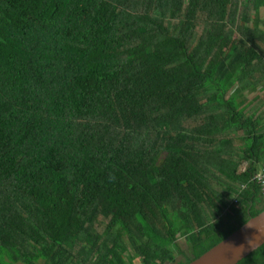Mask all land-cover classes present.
Returning <instances> with one entry per match:
<instances>
[{"label": "trees", "instance_id": "16d2710c", "mask_svg": "<svg viewBox=\"0 0 264 264\" xmlns=\"http://www.w3.org/2000/svg\"><path fill=\"white\" fill-rule=\"evenodd\" d=\"M262 7L0 0V264H187L264 210Z\"/></svg>", "mask_w": 264, "mask_h": 264}, {"label": "water", "instance_id": "95a60500", "mask_svg": "<svg viewBox=\"0 0 264 264\" xmlns=\"http://www.w3.org/2000/svg\"><path fill=\"white\" fill-rule=\"evenodd\" d=\"M264 244V210L187 264H237Z\"/></svg>", "mask_w": 264, "mask_h": 264}, {"label": "rangeland", "instance_id": "374dc122", "mask_svg": "<svg viewBox=\"0 0 264 264\" xmlns=\"http://www.w3.org/2000/svg\"><path fill=\"white\" fill-rule=\"evenodd\" d=\"M251 20H252V24L258 25V26H260V28L264 29V7H262L259 11H254L253 10L252 11V18H251ZM247 95L249 96L250 94L248 93ZM258 95H254L253 98L255 96H258ZM249 97L252 98V96H249ZM261 100L262 99H254L253 100L254 101L253 104H256V106L259 105V103L261 102ZM244 166H245V164H244ZM178 245L183 250H185L187 248V245H186L185 237L184 236L178 235ZM181 258H182V255H179L178 254V259H181ZM136 260H137V258L136 259H133V261H134L135 264H136Z\"/></svg>", "mask_w": 264, "mask_h": 264}, {"label": "crops", "instance_id": "0c3cea01", "mask_svg": "<svg viewBox=\"0 0 264 264\" xmlns=\"http://www.w3.org/2000/svg\"><path fill=\"white\" fill-rule=\"evenodd\" d=\"M259 71V70H258ZM256 76H259V75H261L260 73H256L255 74ZM253 81H254V77H253V79H252ZM258 86L255 88V89H253V87L251 88V90L249 91V96H252V98H253V96L254 95H258L259 93H262V92H264V75H263V77H262V79H260V80H258ZM257 90V91H256ZM263 100V99H262ZM262 100H261V102H262ZM260 102V103H261ZM260 103H259V106H260ZM263 105H261V107H262Z\"/></svg>", "mask_w": 264, "mask_h": 264}, {"label": "built area", "instance_id": "2783aa9c", "mask_svg": "<svg viewBox=\"0 0 264 264\" xmlns=\"http://www.w3.org/2000/svg\"><path fill=\"white\" fill-rule=\"evenodd\" d=\"M257 182H259L262 186V194L264 195V168H262L261 170H259L254 177Z\"/></svg>", "mask_w": 264, "mask_h": 264}]
</instances>
